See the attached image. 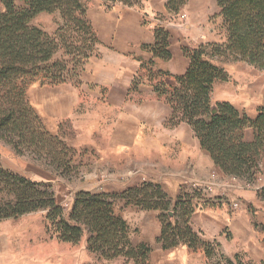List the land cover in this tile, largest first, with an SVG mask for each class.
I'll use <instances>...</instances> for the list:
<instances>
[{
    "label": "trees",
    "instance_id": "1",
    "mask_svg": "<svg viewBox=\"0 0 264 264\" xmlns=\"http://www.w3.org/2000/svg\"><path fill=\"white\" fill-rule=\"evenodd\" d=\"M0 1V140L17 154H28L71 176L75 169L72 147L46 128L30 104L27 90L38 80L58 85L82 73L98 43L87 6L82 0ZM103 1L109 9L115 3L132 7L141 0ZM187 1L165 0V7L169 13H178ZM216 4L223 42L212 44L214 54L264 69V0H216ZM43 12L59 15L52 33L31 24ZM142 47L152 53L149 65L153 58H171L169 32L162 27H155L154 42ZM182 51L189 64L184 74L174 77V84L161 79L168 73L154 71L151 66L148 69L152 89L170 107L169 121L172 125H189L200 147L224 174L254 183L264 159V106L250 117L227 100L213 103V85L227 81L228 73L206 57L202 45ZM134 83L132 89L137 90L143 81ZM248 129L253 132L250 139L246 137ZM116 198L142 210L158 211L160 231L156 241L162 249L184 245L194 252L204 250L208 257L212 254L210 242L190 224L196 209L215 205L201 191L181 188L172 199L161 184L148 181L120 193L80 190L66 212L50 183L32 180L0 162V221L44 211L46 231L57 240L76 244L86 236L87 250L98 258L122 257L123 264H148L151 246L131 242L128 224L114 207ZM222 264L254 263L235 254Z\"/></svg>",
    "mask_w": 264,
    "mask_h": 264
},
{
    "label": "rangeland",
    "instance_id": "2",
    "mask_svg": "<svg viewBox=\"0 0 264 264\" xmlns=\"http://www.w3.org/2000/svg\"><path fill=\"white\" fill-rule=\"evenodd\" d=\"M82 1L87 6V14L90 9L107 10L103 0ZM148 1L141 0L135 5L140 9L144 24L150 26L156 23V27L167 30L171 47L194 49L204 46L206 57L228 73L227 81H217L213 85V103L227 100L250 117L255 116L257 109L264 106V69L227 55L214 54L212 44L223 42L216 0H188L178 13L160 12L158 9L162 7V0H151L154 8L148 6ZM120 6L123 5L112 4L109 10ZM0 9H3L1 1ZM118 14L114 11L115 16ZM57 21V13L43 12L36 15L31 24L52 33L57 28ZM96 37L98 43L95 51L86 60L79 76L58 85L38 80L27 90L29 102L46 128L53 134L60 135L72 147L75 165L72 175H62L44 161L28 154H17L0 140L2 166L32 180L50 183L59 204L66 212L75 193L80 190L120 193L143 181L152 182L153 178L166 182L159 184L172 199L178 194L174 197L171 189L167 188L173 187L175 190L177 185L178 193L181 188L189 192L198 190L205 198L204 190L209 185L190 177V169L196 160L200 164L206 162L207 156L198 146L191 127L185 123L172 125L169 121L170 114L166 115L169 105L162 96L152 93V80L149 82L147 76L149 66L153 69V63L149 65L147 60L142 59L140 68L137 69V58L140 56L136 53L128 54L133 59L129 63L132 69L128 71L124 68L127 66L124 56L114 51L110 39H103L100 43L97 35ZM134 72L132 86L128 93H124L117 85L128 82ZM136 81H143L138 83L143 86L138 85L137 90H133ZM257 184L251 185L249 190H253ZM262 184L263 187H257L258 199L253 198L250 203H243L252 225V241H228L224 244L208 241L212 254L208 257L204 250L195 251L202 252L197 254L196 263L201 257L202 264H222L225 258L233 259L238 254L243 261L264 264V229L261 224L264 222V183ZM241 199L236 196L234 203L238 205L230 206L231 211L239 209ZM214 203L216 206L220 201ZM114 207L126 220L129 237L134 245L143 239L156 241L160 223L158 211L157 215L152 214L125 204L121 198L114 200ZM11 219L16 223L12 227L13 234H17V241H13V244L23 256L19 264L31 263V257L39 253V248L42 264H62L68 259H73L74 264L124 263L122 257L93 260L86 248V236L76 244L52 237L45 228L44 211L30 212ZM197 232L202 238L201 232ZM224 232L230 233L229 230ZM164 264L179 263L168 260Z\"/></svg>",
    "mask_w": 264,
    "mask_h": 264
},
{
    "label": "crops",
    "instance_id": "3",
    "mask_svg": "<svg viewBox=\"0 0 264 264\" xmlns=\"http://www.w3.org/2000/svg\"><path fill=\"white\" fill-rule=\"evenodd\" d=\"M162 2V7L158 10L160 12H168L165 7V0H162ZM148 3V6L154 8L152 7L151 0H149ZM139 10L140 9L135 6H120L116 8L114 7L110 10L107 9L106 11L95 8L90 9L88 12V17L100 43L105 39H110L114 51H117V53L124 56L123 60H125L124 63L127 66L123 65V67L126 66L124 68H127L128 71H131L132 69L129 64L132 58L128 56V54L136 53L140 56L137 58V69L140 68L142 59L147 61L152 59V53L144 49L142 45L154 42V29L158 26L156 23L150 26H148L147 23L144 24L141 21ZM114 11H117L119 14L115 16ZM169 50L171 52L170 59L163 60L153 58V70L168 73V76H162L161 79L168 84H174V77L185 73L189 64V59L184 56L181 46L171 47L170 41ZM133 69L135 70L136 68ZM135 72L128 78V82L124 85H117V87L122 89L124 93L129 92ZM141 86H143V84H141ZM150 88L152 93L157 96L152 89V86H150ZM170 112L169 108L166 115L168 116ZM251 132V129H248L246 132V137L248 139L252 137ZM198 146L200 147V145ZM203 152H205L207 156V161L204 163L201 162L202 164H200V161L196 160V162H194L195 165L190 169V177L206 182V184L209 185L208 189L204 190L205 199H210L214 202L220 201V203L216 206L198 208L192 214L190 219L192 228L196 231H200L202 238L206 241H218L220 244L227 243L228 241H252V237L250 238L252 225L246 215L245 204L243 203H250L253 198L255 200L258 199L259 189H257V187H263L262 183H264V159L261 163V173L258 175L255 182L247 183L244 180L224 174L214 165L209 154L205 150H203ZM152 182L161 184L166 183L159 178H153ZM255 184H257V187H254V189L252 188L253 190H249L251 185ZM172 188L167 189H171V193L175 197L178 194V185L175 190ZM236 196L242 198L240 200V207L237 211H231L230 206L238 205L237 203H234ZM148 212L157 215L156 211ZM13 220L14 219L8 218L0 221V264H19L23 260L22 254L18 252V249L13 244V241H17V234L16 232L13 234L14 230L12 229L13 226L15 227L14 224H16ZM261 224L264 225V222ZM158 230L160 231V223ZM225 230H229L230 233H225ZM257 238L258 237H256V240ZM139 242H145L151 246L148 264H164L168 260L175 261L179 264H192V261H194V264H202L201 257L197 263V260H195L197 259V254H202V252L191 251L186 246L164 250L157 241H145L143 239V241ZM89 254L93 260H98V257L95 254L90 252ZM31 258L32 262L29 264H42L41 249L39 248V253H35ZM56 264L60 263L58 262ZM62 264H74V260L68 259Z\"/></svg>",
    "mask_w": 264,
    "mask_h": 264
}]
</instances>
